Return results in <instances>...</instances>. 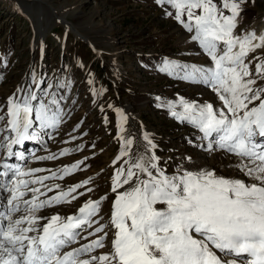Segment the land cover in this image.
<instances>
[{
    "label": "snow or ice",
    "instance_id": "obj_1",
    "mask_svg": "<svg viewBox=\"0 0 264 264\" xmlns=\"http://www.w3.org/2000/svg\"><path fill=\"white\" fill-rule=\"evenodd\" d=\"M155 3L167 6L165 15L191 34L190 40L197 42L210 58L207 67L165 58L159 70L209 87L219 102L214 107L212 102L198 104L180 97L166 105L171 116L202 133V139L208 141L204 146L207 151L218 148L235 157L229 167L238 170L249 182L202 168L191 162V156L184 157L190 162L188 167L178 165L173 174H168L156 155L158 145L153 137L144 132L142 143H136L135 136L128 133L129 116L117 108L120 123L115 125L118 131L115 138L119 151L113 165L120 166L114 168L110 178V191L115 199L108 224L97 219L107 196L87 200L66 218L59 212L49 217L38 215L42 210L71 203L86 194L78 190L86 188L91 178L66 191H56L61 187L59 184L45 183L71 176L84 161L43 176L36 174L50 170L13 169L4 164L5 171L0 176H8L12 171L13 178L8 184H0L8 193L6 211L0 212V264H264V140L257 139L264 138V86L258 85V81H264V60H258L254 73L249 67L251 61L245 62L250 53L264 49V34L235 31L243 19L245 6L254 5L255 0H220V6L214 0H155ZM168 8L174 10V16ZM5 63L0 60V66ZM37 77L32 67L26 84L17 86L0 112V121H6L5 128L14 134L0 138L4 139L0 147L8 156L23 159L22 154L13 153L14 145L37 141L42 130H59L65 117L71 115L62 104L65 97L55 91L67 88L69 82L56 80L45 84L43 78ZM88 83L91 86L93 81L89 79ZM41 84L51 90L44 93L46 99H41L35 90ZM104 91L91 89L94 103L95 97ZM77 103L71 100L73 109ZM98 111H105L103 104ZM37 122L39 128L32 130ZM101 123H108L106 115ZM83 124L82 119L72 132L87 136V132L81 131ZM70 138L76 140L78 136ZM92 147H96L95 143ZM83 149L82 144L75 149L64 148L59 156ZM58 158L56 154L37 157ZM54 191V195H48ZM86 191L90 193L93 189ZM29 193L31 196L26 199ZM42 196L47 198L41 199ZM109 227L113 230L109 250L94 255L96 250L106 247L109 233L105 229ZM89 237L96 238L89 240ZM80 240L88 242L64 251ZM218 252L234 258L225 260Z\"/></svg>",
    "mask_w": 264,
    "mask_h": 264
},
{
    "label": "rangeland",
    "instance_id": "obj_2",
    "mask_svg": "<svg viewBox=\"0 0 264 264\" xmlns=\"http://www.w3.org/2000/svg\"><path fill=\"white\" fill-rule=\"evenodd\" d=\"M48 1L56 7L58 16L56 10L53 11L54 15L50 7L37 3L32 7L35 13L31 11L30 14L24 8H18L20 0H0V60L6 62L0 66V112H3L7 97L17 86L26 84L32 67H35L38 73L37 78H43L45 84L54 83L56 80L60 83L69 82L67 88H57L55 91L57 95L63 94L65 100L62 104L65 111H70L71 115L65 117L59 130L40 131V138L30 141V144L33 143L31 151L13 150L15 154H22L23 159L12 155V162L15 167L24 170H50L36 174L43 176L52 172L59 173L60 169L77 163L74 161L80 159L79 161L84 163L77 172L62 180L56 178L45 183L49 186L59 184L61 187L56 191H66L83 180L91 178V182L86 188L78 190L85 192V195L71 203L42 210L44 215L40 214L41 212L38 215L49 217L45 214L47 211H60L61 207L70 208L69 210L75 212L89 197L98 199L107 196L97 219L100 223L108 224L112 202L115 199V194L110 191V178L114 168L120 166L113 165V159L119 151V141L115 138L118 134L115 125L120 123V118L115 112L117 108L129 116V134L137 129L141 134L147 132L153 137L158 145L156 155L161 158V167L165 168L168 174H173L178 165L183 164L185 167L184 157L191 156L195 159L203 152L208 153L209 158L216 162L218 171L232 178H240L242 173L229 167L236 161L235 157L218 148L213 152L207 151L204 146L208 141L202 139V133L187 122L173 118L166 106L168 102L177 101L180 97L198 104L212 102L214 107L219 106L217 96L209 87L177 79L159 70L165 58L187 65H210V58L202 52L197 42L190 40L191 34L172 17L165 15L167 6H159L155 0ZM214 2L220 6V0ZM245 7L243 19L235 30L237 34L245 33L253 25L256 13L264 10V0H255L254 5ZM168 10L173 11L174 16V10ZM225 14H228L227 11ZM68 21L85 37L79 31L72 30ZM246 58V63L251 61L249 67L254 73L258 60H264V51L250 53ZM81 63L83 67H80ZM89 79L93 81L91 86ZM45 84L35 89L41 99H46L44 93L51 91ZM258 85L264 86V81H258ZM92 88L105 90L103 95L95 97V103L91 95ZM71 100L78 102L74 109ZM101 104L105 107L103 113L98 111ZM108 104L113 107L108 108ZM129 104L131 108L128 109ZM105 115L108 117V123L102 124L101 118ZM130 116L137 121L132 120ZM82 119L84 124L81 131L87 132V136L72 132L74 125ZM5 123L6 121H0V138L7 139L11 132L5 128ZM38 128V122L34 123L32 130ZM71 135H77L78 138L71 140ZM4 139H0V144H3ZM93 143L95 148L92 147ZM78 144L84 145L82 151H72L67 156H59L62 149H75ZM2 150L3 147H0V153ZM51 154H56L59 158L37 159ZM75 158L77 159L73 160ZM84 173L89 174L87 178L83 176L81 180L70 182L72 177L82 176ZM12 178L13 176L6 178L4 184L10 183ZM87 188H92L93 191L87 193ZM54 194L55 191L48 193L49 196ZM1 196L0 209L6 205L8 193H5L3 198ZM61 216L65 217L64 214ZM105 230L109 233L106 247L96 250L94 255L107 252L110 248L113 230L110 227ZM95 238L89 237V240ZM87 242L88 240H80L75 244L80 246Z\"/></svg>",
    "mask_w": 264,
    "mask_h": 264
},
{
    "label": "bare ground",
    "instance_id": "obj_3",
    "mask_svg": "<svg viewBox=\"0 0 264 264\" xmlns=\"http://www.w3.org/2000/svg\"><path fill=\"white\" fill-rule=\"evenodd\" d=\"M34 3H37V4H39V5H42V6H47V7H50L52 10V12L54 11V10H56V14H57V16H58V11H57V9H56V7H54L53 5H52V3H50L48 0H20V6H18V8L19 7H22V8H24L25 9V11L28 13V11L30 12V14H31V11H33V13H35L34 12V10H33V4ZM19 10V9H18ZM54 13V12H53ZM54 15H55V13H54ZM59 17H60V14H59ZM65 17V16H64ZM254 18H255V21H254V23H253V25L249 28V30L248 31H246V32H249V31H255L256 33H257V35H259V34H264V10L263 11H258L257 13H256V15L254 16ZM39 21H40V19H38ZM68 23H69V26L71 27V29L72 30H77V32L79 31L80 32V30L79 29H77V28H75V25L72 23V22H70V21H68ZM71 23L73 24V25H71ZM68 25V24H67ZM40 27V25H38V28ZM38 30V29H37ZM245 32V33H246ZM81 33V32H80ZM81 35H84L83 33H81ZM83 37V36H82ZM84 37H85V35H84ZM86 39H88V38H86ZM258 51H264V49H257L256 50V52H258ZM97 52H99V51H97ZM100 53V52H99ZM255 53V52H254ZM247 59V58H246ZM145 104V103H144ZM129 108H131V105L129 104V106H128V109ZM130 118L132 119V120H136L137 121V119H134V117L133 116H130ZM135 128V127H134ZM11 135H10V137L11 136H13L14 134L13 133H10ZM131 135H134L135 137H136V143H142V134H141V132H139L137 129H135L134 131H133V133H130ZM257 139H259V140H264V138H257ZM30 141L31 140H29V141H25L24 142V144L23 145H14L13 146V149L12 150H16V149H22L23 150V152L24 151H31V147H32V145H33V143L32 144H30ZM196 143H199V141H196ZM21 150V151H22ZM141 151H143V149L141 148L140 149ZM220 150V149H219ZM136 152V148L134 147L133 148V153H135ZM116 157V156H115ZM0 158H1V160H0V172H4L5 171V169H4V167H3V165L4 164H8V165H10V166H12V168L13 169H15L16 167L14 166V164H13V162H12V156H8L7 154H6V151H5V149L3 148V150L1 151V153H0ZM26 158H28V156H26ZM77 158H75V159H73V160H76ZM72 160V161H73ZM80 159H78L77 161H74V162H78ZM9 161H11V162H9ZM191 162H194V163H198L202 168H205V169H209V170H211V169H215L216 171H217V174L218 175H223V176H225V177H229L228 175L226 176V175H224L222 172H220V171H218V168H217V166H215V161L214 160H212L211 158H209V155H208V153H201L200 154V156H198V157H196L195 159L193 158L192 159V161ZM189 161H185V167H188L189 166ZM37 165V164H36ZM225 173V172H224ZM87 175H89L88 173H84V174H82V176H80V175H77V176H74V177H72V181H70V182H74V181H77V180H81L82 178H83V176H84V178L87 176ZM11 176H13V173H12V171H10L9 173H8V176H0V184H4L5 183V180H6V178H10ZM87 178V177H86ZM229 178H232V176H230ZM238 178V177H237ZM240 179H244L246 182H249V179H247V177H243V174H241L240 175ZM9 181H10V179H9ZM121 190H123V189H121ZM7 194V192L3 189V188H0V194ZM3 195L1 196V198H3ZM30 196H31V194H29L28 195V197H25L26 199L27 198H30ZM89 199H93V200H96V198H93V197H89L88 199H86L84 202H86L87 200H89ZM83 202V203H84ZM2 206V205H1ZM6 208H7V206L6 205H3L2 206V208L0 209V211L1 212H4V211H6ZM70 208H66V207H61V209H59L60 211H55V210H50V211H47L45 214H47L48 216H51L52 214H55L56 212H59L60 213V215H62V214H64L65 215V218L68 216V215H72V214H74V213H76V211L75 212H73V211H71V210H69ZM40 214H42V215H44L43 214V212H41ZM46 222V221H45ZM85 241V240H84ZM75 247H79V244H77V246H76V244L74 243V244H72V245H70L69 246V248H66V249H64V251H67V250H70V248H75ZM218 255H220V256H222L225 260H231V259H233L234 257H232V256H223L224 254L222 253V254H220L219 252L217 253ZM244 257H242L241 259H243Z\"/></svg>",
    "mask_w": 264,
    "mask_h": 264
}]
</instances>
